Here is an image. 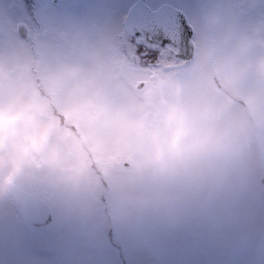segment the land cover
<instances>
[{
    "label": "clouds",
    "instance_id": "9594fccd",
    "mask_svg": "<svg viewBox=\"0 0 264 264\" xmlns=\"http://www.w3.org/2000/svg\"><path fill=\"white\" fill-rule=\"evenodd\" d=\"M189 67L150 75L96 53L72 63L41 51L6 59L0 192L23 184L48 197L86 193L213 157L236 127L264 138V51L245 58L206 46Z\"/></svg>",
    "mask_w": 264,
    "mask_h": 264
},
{
    "label": "rangeland",
    "instance_id": "374dc122",
    "mask_svg": "<svg viewBox=\"0 0 264 264\" xmlns=\"http://www.w3.org/2000/svg\"><path fill=\"white\" fill-rule=\"evenodd\" d=\"M7 10L4 0L0 68L6 59L33 51L83 62L91 53L105 54L114 39L110 30L121 28L97 21L75 45L61 31L40 29L31 44L8 36L13 21ZM121 33L130 50L122 28ZM196 45L189 71L197 70L206 46L255 58L264 51V18L198 38ZM234 131L230 144L213 157L165 166L140 179L110 180L106 188L94 184L86 193L45 197L53 222L44 229L24 224L17 203L0 192V264H76L81 256L97 264H264V138H250L239 127Z\"/></svg>",
    "mask_w": 264,
    "mask_h": 264
},
{
    "label": "snow or ice",
    "instance_id": "6c2138e0",
    "mask_svg": "<svg viewBox=\"0 0 264 264\" xmlns=\"http://www.w3.org/2000/svg\"><path fill=\"white\" fill-rule=\"evenodd\" d=\"M7 4L13 21L7 29L10 38L25 39L43 29L61 31L75 45L88 38L91 25L104 20L121 27L128 43L145 59L174 50L185 63L192 59L198 38L242 29L255 16L264 18V0H7ZM75 262L97 264L83 256Z\"/></svg>",
    "mask_w": 264,
    "mask_h": 264
},
{
    "label": "flooded vegetation",
    "instance_id": "af4514ba",
    "mask_svg": "<svg viewBox=\"0 0 264 264\" xmlns=\"http://www.w3.org/2000/svg\"><path fill=\"white\" fill-rule=\"evenodd\" d=\"M38 31L40 32V30H34L30 37H28L27 39H21V40H23V41L24 40L25 41H31L30 43L33 44L34 43L35 33L38 32ZM110 31L114 34V39L108 45V47L105 48L106 49L105 54H111V55H115V56L127 57L128 59H130L131 61L134 62V65H135L137 70L146 71L150 75H155V74L160 73V72H169V71H176L178 69H183V68H185V67H187L189 65H192L194 63L195 59H196V55H197V45L196 44L194 46V57H193V60L191 62H189V63H185L184 61L178 59L176 57V55H175L174 50L171 51V52H168V51L163 52V54L160 55L155 60L145 59L142 53L138 54L136 52V49H135L134 46H132L130 48V50H129V48H127L126 46H124V44H122V42L120 41V38H121V35H122L121 28H119L118 30H113L112 29ZM118 40L120 42L119 46L116 43V41H118ZM108 187H109V185H108ZM15 188L17 190H19L20 192H23L24 194L29 196V198L31 200H34L36 202L42 203L46 207V209L51 213L52 222H53V214L50 211V209H48L47 206H46L44 198L47 197V196L44 193L39 191L37 188H35L34 191H31L29 189V187H25L22 184L16 186ZM8 197L12 201L17 203L18 214H19V217H20L21 202H20L19 198L16 195L10 196L9 194H8ZM21 220H22V218H21ZM23 223L26 224L27 226L31 227V228H35L34 226L28 225L24 221H23ZM50 225H48L47 227H49ZM47 227H44V228H47ZM44 228H37V229H44Z\"/></svg>",
    "mask_w": 264,
    "mask_h": 264
},
{
    "label": "water",
    "instance_id": "95a60500",
    "mask_svg": "<svg viewBox=\"0 0 264 264\" xmlns=\"http://www.w3.org/2000/svg\"><path fill=\"white\" fill-rule=\"evenodd\" d=\"M193 57L194 50L192 59L188 60L187 63L191 62ZM8 194L10 196L16 195L19 198L21 202L20 217L28 225L35 228H44L52 223V215L42 203L31 200L29 196L16 188L11 189Z\"/></svg>",
    "mask_w": 264,
    "mask_h": 264
}]
</instances>
